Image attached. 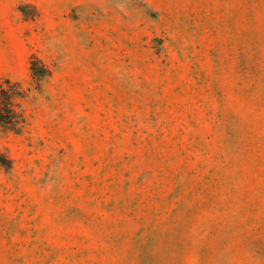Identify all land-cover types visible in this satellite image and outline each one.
Returning <instances> with one entry per match:
<instances>
[{
  "label": "rangeland",
  "instance_id": "1",
  "mask_svg": "<svg viewBox=\"0 0 264 264\" xmlns=\"http://www.w3.org/2000/svg\"><path fill=\"white\" fill-rule=\"evenodd\" d=\"M4 79L0 264H264V0H0Z\"/></svg>",
  "mask_w": 264,
  "mask_h": 264
},
{
  "label": "trees",
  "instance_id": "2",
  "mask_svg": "<svg viewBox=\"0 0 264 264\" xmlns=\"http://www.w3.org/2000/svg\"><path fill=\"white\" fill-rule=\"evenodd\" d=\"M39 65V66H38ZM30 77L37 81L49 74L47 68L36 60L30 63ZM24 92L18 83L7 79L0 80V128L19 132L24 124L19 101Z\"/></svg>",
  "mask_w": 264,
  "mask_h": 264
}]
</instances>
